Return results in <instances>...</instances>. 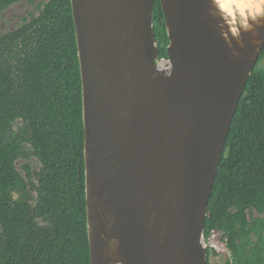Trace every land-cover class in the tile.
I'll list each match as a JSON object with an SVG mask.
<instances>
[{"label":"water","instance_id":"water-1","mask_svg":"<svg viewBox=\"0 0 264 264\" xmlns=\"http://www.w3.org/2000/svg\"><path fill=\"white\" fill-rule=\"evenodd\" d=\"M159 3L166 58L153 0H70L90 264H207V205L264 20L229 45L210 0Z\"/></svg>","mask_w":264,"mask_h":264},{"label":"trees","instance_id":"trees-1","mask_svg":"<svg viewBox=\"0 0 264 264\" xmlns=\"http://www.w3.org/2000/svg\"><path fill=\"white\" fill-rule=\"evenodd\" d=\"M18 1L0 0V13ZM35 9L0 31V264H90L70 0ZM153 34L166 58L159 0ZM263 60L264 48L233 116L206 210L205 239L217 231L231 257L207 248V264H264Z\"/></svg>","mask_w":264,"mask_h":264},{"label":"clouds","instance_id":"clouds-1","mask_svg":"<svg viewBox=\"0 0 264 264\" xmlns=\"http://www.w3.org/2000/svg\"><path fill=\"white\" fill-rule=\"evenodd\" d=\"M210 4L221 22V35L229 45L230 39L239 42L241 32L252 31L264 20V0H210Z\"/></svg>","mask_w":264,"mask_h":264},{"label":"rangeland","instance_id":"rangeland-1","mask_svg":"<svg viewBox=\"0 0 264 264\" xmlns=\"http://www.w3.org/2000/svg\"><path fill=\"white\" fill-rule=\"evenodd\" d=\"M44 1L45 0H19L17 3L8 7L0 13V31L7 32L13 30L23 17L28 13L36 12V5ZM260 65H264V60Z\"/></svg>","mask_w":264,"mask_h":264},{"label":"built area","instance_id":"built-area-1","mask_svg":"<svg viewBox=\"0 0 264 264\" xmlns=\"http://www.w3.org/2000/svg\"><path fill=\"white\" fill-rule=\"evenodd\" d=\"M208 249L215 251L218 255L230 258V252L227 249L225 242L220 239V235L217 231H211L208 238L205 239Z\"/></svg>","mask_w":264,"mask_h":264}]
</instances>
